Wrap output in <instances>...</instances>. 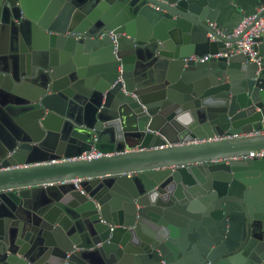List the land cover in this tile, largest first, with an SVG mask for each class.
Instances as JSON below:
<instances>
[{
  "label": "water",
  "instance_id": "water-1",
  "mask_svg": "<svg viewBox=\"0 0 264 264\" xmlns=\"http://www.w3.org/2000/svg\"><path fill=\"white\" fill-rule=\"evenodd\" d=\"M263 3L0 0V264H259Z\"/></svg>",
  "mask_w": 264,
  "mask_h": 264
},
{
  "label": "built area",
  "instance_id": "built-area-1",
  "mask_svg": "<svg viewBox=\"0 0 264 264\" xmlns=\"http://www.w3.org/2000/svg\"><path fill=\"white\" fill-rule=\"evenodd\" d=\"M259 9H264V3ZM249 25L250 27L243 32L240 39H238L234 44L231 45L230 52H241L247 57L249 61L260 63L261 57L258 54V50L255 48V38L264 36V12L259 16H257L256 13L243 16L239 24L233 29L232 34H238ZM208 57L209 54H205L202 56H189V58L193 60H204ZM254 133L264 134V125L261 130L255 131ZM102 155L103 153H100L95 149H91L89 151H84L80 155L73 158L91 159L100 157ZM246 157L264 158V149L250 151L247 155L241 154L239 156H236L235 158L244 159ZM259 264H264V257L261 259Z\"/></svg>",
  "mask_w": 264,
  "mask_h": 264
}]
</instances>
